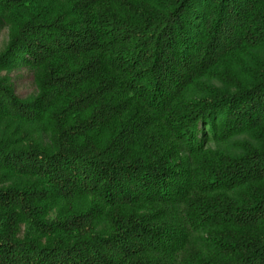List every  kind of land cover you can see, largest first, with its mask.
<instances>
[{
    "label": "trees",
    "instance_id": "1",
    "mask_svg": "<svg viewBox=\"0 0 264 264\" xmlns=\"http://www.w3.org/2000/svg\"><path fill=\"white\" fill-rule=\"evenodd\" d=\"M1 29L0 264H264V0H0Z\"/></svg>",
    "mask_w": 264,
    "mask_h": 264
},
{
    "label": "rangeland",
    "instance_id": "2",
    "mask_svg": "<svg viewBox=\"0 0 264 264\" xmlns=\"http://www.w3.org/2000/svg\"><path fill=\"white\" fill-rule=\"evenodd\" d=\"M7 39V29L0 30V49L3 47ZM11 78L17 88V92L21 97H26L33 91V83L29 72L25 69L18 68L11 73Z\"/></svg>",
    "mask_w": 264,
    "mask_h": 264
}]
</instances>
